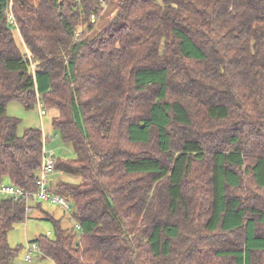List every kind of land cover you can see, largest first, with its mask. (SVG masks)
Wrapping results in <instances>:
<instances>
[{
  "label": "trees",
  "instance_id": "obj_1",
  "mask_svg": "<svg viewBox=\"0 0 264 264\" xmlns=\"http://www.w3.org/2000/svg\"><path fill=\"white\" fill-rule=\"evenodd\" d=\"M110 1L0 0V186L37 191L45 144L10 101L55 110L73 151L49 191L81 231L44 213L32 243L54 264H264V0H112L95 30ZM39 201L0 198V264Z\"/></svg>",
  "mask_w": 264,
  "mask_h": 264
},
{
  "label": "rangeland",
  "instance_id": "obj_2",
  "mask_svg": "<svg viewBox=\"0 0 264 264\" xmlns=\"http://www.w3.org/2000/svg\"><path fill=\"white\" fill-rule=\"evenodd\" d=\"M112 1V0H111ZM110 1V2H111ZM105 3L104 13L97 18L95 30L102 26L106 19L113 13L115 9V0L113 3ZM110 4V5H109ZM109 5V7H108ZM79 27H77V33H79ZM14 36L18 46L23 49V43L21 37L17 31H14ZM43 106L35 105L34 108L26 109L18 101H10L7 104V113L15 116L21 120L18 126V132L21 133L23 129L27 127H38L42 130L43 136L47 139L46 148L48 151L53 150L55 159H70L73 157L72 147L69 143H64L58 133L53 130L52 116L56 113L55 110H45V114L40 116V109ZM57 179L70 181V176H65L60 172H55L52 176ZM73 182H77L74 178ZM264 196V191L261 192ZM40 207L34 208L27 214L26 219L13 226V229L8 233L7 239L11 246L17 247V254L15 255L12 264H54L48 257L43 256L42 252L37 248L30 252L32 249V241L40 235H46L51 233V237H54V226L51 221L44 220V213H48L54 219L61 220V226L63 228H73L76 223L70 218V214L61 208L56 203L48 201H39ZM28 253L31 255V259H27ZM26 258V259H25ZM28 260V261H26Z\"/></svg>",
  "mask_w": 264,
  "mask_h": 264
},
{
  "label": "built area",
  "instance_id": "obj_3",
  "mask_svg": "<svg viewBox=\"0 0 264 264\" xmlns=\"http://www.w3.org/2000/svg\"><path fill=\"white\" fill-rule=\"evenodd\" d=\"M11 1V0H10ZM10 19L14 23V17L12 13H10ZM92 20H95V16L92 17ZM40 109V116L45 114L44 110L42 108ZM44 137V136H43ZM44 140V146L42 150V157H41V166L39 168V174L37 176L36 184H37V191H27L19 187H14L10 184H4L0 186V198L2 197H11L14 201L18 200L22 197H29V196H35L40 200L48 201L51 203L58 204L61 208H63L66 211H70L71 204L61 195L57 193H52L49 191V186H51V178L54 175L55 172V154L53 150L48 151L46 148V138H43ZM27 212L30 211V207L26 206ZM77 229L80 226L76 223L75 226ZM49 233V232H48ZM39 249L37 244L34 242L32 243V249H30V252L36 249ZM27 259H31V255L28 253L26 256Z\"/></svg>",
  "mask_w": 264,
  "mask_h": 264
},
{
  "label": "crops",
  "instance_id": "obj_4",
  "mask_svg": "<svg viewBox=\"0 0 264 264\" xmlns=\"http://www.w3.org/2000/svg\"><path fill=\"white\" fill-rule=\"evenodd\" d=\"M52 179H53V181H56L57 178L52 177ZM25 259H26V258H25ZM26 261H28V260H26Z\"/></svg>",
  "mask_w": 264,
  "mask_h": 264
}]
</instances>
